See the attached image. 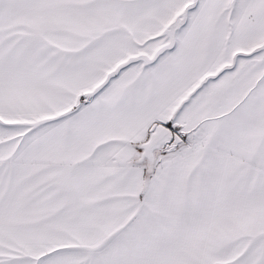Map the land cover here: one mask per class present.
<instances>
[{"label": "snow or ice", "instance_id": "obj_1", "mask_svg": "<svg viewBox=\"0 0 264 264\" xmlns=\"http://www.w3.org/2000/svg\"><path fill=\"white\" fill-rule=\"evenodd\" d=\"M0 264H264V0H0Z\"/></svg>", "mask_w": 264, "mask_h": 264}]
</instances>
